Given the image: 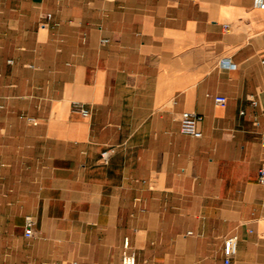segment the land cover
<instances>
[{"label":"crops","instance_id":"obj_1","mask_svg":"<svg viewBox=\"0 0 264 264\" xmlns=\"http://www.w3.org/2000/svg\"><path fill=\"white\" fill-rule=\"evenodd\" d=\"M263 60L253 0H0V264H264Z\"/></svg>","mask_w":264,"mask_h":264},{"label":"built area","instance_id":"obj_2","mask_svg":"<svg viewBox=\"0 0 264 264\" xmlns=\"http://www.w3.org/2000/svg\"><path fill=\"white\" fill-rule=\"evenodd\" d=\"M253 4L257 8H264V0H253ZM47 18H51L50 13L47 14ZM104 41L107 42L108 39H105ZM221 63L229 64L230 62L221 61ZM226 100L227 98L223 95L216 97V102L220 104H225ZM250 101L253 106L258 105L259 103L258 99H256L254 96L250 97ZM74 106L80 109V111L84 115H87L89 113V110L82 107V105L79 103L74 104ZM241 113L243 114L244 111L242 110ZM29 120L32 122L35 121L34 118H29ZM200 120H201V116L197 113L190 112V111L183 112L181 116V120H180L181 131L185 134H189L195 137H201L202 131L199 127ZM255 122L258 123V120H256ZM262 142L264 144V135L262 137ZM115 152H116V147L106 148L101 153V160L104 163H108L110 160V157ZM259 182L264 184V166L261 167L260 172H259ZM35 225H36V220L34 219V217L31 215L26 216L25 223H24V229H25V234L27 237H31L34 235ZM238 243H239V236L237 234H232L225 238L223 251H224L226 263H230L232 261V258L237 254ZM121 263L122 264H137V254L131 245V241L129 237H125L123 241V251H122Z\"/></svg>","mask_w":264,"mask_h":264}]
</instances>
